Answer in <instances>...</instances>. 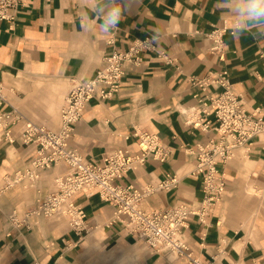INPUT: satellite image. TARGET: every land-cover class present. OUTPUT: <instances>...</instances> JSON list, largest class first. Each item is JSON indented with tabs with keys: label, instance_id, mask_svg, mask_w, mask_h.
I'll use <instances>...</instances> for the list:
<instances>
[{
	"label": "crops",
	"instance_id": "0c3cea01",
	"mask_svg": "<svg viewBox=\"0 0 264 264\" xmlns=\"http://www.w3.org/2000/svg\"><path fill=\"white\" fill-rule=\"evenodd\" d=\"M22 2L13 20L0 21V82L9 103L3 108L18 107L51 129L58 126L60 106L74 82L92 77L113 49L126 50L131 40L158 33L141 63L125 65L118 91L88 102L69 137L79 153L99 162L115 148L135 151L139 139L134 131L158 134L170 147L168 157L148 159L120 180L141 187L167 173L177 176L176 187L143 200L146 211L201 198L188 148L217 138L214 115L200 114L210 123L204 130L186 123L184 111L196 103L194 94L210 96L222 88L208 85L204 91L198 79L225 71L244 107L264 114V22L248 20L245 0H119L126 10L110 34L99 31L95 17L82 28L81 17L96 3L107 11L112 0ZM217 27L224 29L221 52L210 50L208 38ZM19 131L20 124L11 128L14 140L9 142L0 128V264H188L184 256L158 253L139 241L97 192L74 195L90 227L80 239L64 216H28L67 166L58 162L12 183L15 172L32 169L37 147L24 144ZM218 167L225 194L203 222L189 221L186 242L206 264H264V132Z\"/></svg>",
	"mask_w": 264,
	"mask_h": 264
},
{
	"label": "built area",
	"instance_id": "2783aa9c",
	"mask_svg": "<svg viewBox=\"0 0 264 264\" xmlns=\"http://www.w3.org/2000/svg\"><path fill=\"white\" fill-rule=\"evenodd\" d=\"M22 1L0 0V21L13 20L14 11ZM223 32L224 29L217 27L208 33V38L212 41L211 51L221 52ZM149 39L150 37L136 38L129 42L126 50L113 49L102 58L100 67L92 77L83 82H74L60 106L59 122L55 129L36 123L18 107L11 105L10 109H4L9 103L0 82V128L6 139L9 142L14 140L11 128L20 124L22 142L37 146L30 159L32 169L15 172L11 182L20 181L26 176L36 177L37 170L63 162L67 168L65 173L55 179L56 187L28 209V216H64L71 230L80 239L90 227L83 208L74 202V195L80 190L97 192L102 200L113 205L115 217L125 228L153 251L184 256L188 264H206L193 256L186 242L185 230L188 223L193 217L203 222L222 200L226 180L218 165L230 159L236 148L248 149L254 138L264 132V114L257 109L248 111L244 107L225 71L209 72L198 79L197 83L204 91L208 85L221 87L222 90L215 91L210 96L206 93L203 96L194 94L196 103L184 111L187 115L186 123L204 130L210 123L208 120L203 121L200 114H213L215 123L212 129L217 134V138L188 148L194 155L191 173L201 181L202 195L196 202H177L172 206L150 211L142 209L143 200L155 191L177 186L178 178L175 174L167 173L158 182H148L141 187L120 182L128 171L143 165L148 159L164 161L168 157L169 145L154 132L134 131L133 135L139 139L135 151L115 148L103 153L99 162L85 158L69 143L74 125L81 118L88 102L93 98L106 99L118 91L125 74V65L141 63L142 52L151 49L153 45V42L145 43ZM11 219L20 223L14 216Z\"/></svg>",
	"mask_w": 264,
	"mask_h": 264
},
{
	"label": "clouds",
	"instance_id": "9594fccd",
	"mask_svg": "<svg viewBox=\"0 0 264 264\" xmlns=\"http://www.w3.org/2000/svg\"><path fill=\"white\" fill-rule=\"evenodd\" d=\"M125 10L126 4L120 3L119 0H112V6L107 11L96 3V7L89 8L82 14L81 27L87 29L89 23L92 22V17H95L99 31L103 34H110L119 25ZM243 12L248 20L264 22V0H245ZM158 39V33H154L145 43H152Z\"/></svg>",
	"mask_w": 264,
	"mask_h": 264
},
{
	"label": "rangeland",
	"instance_id": "374dc122",
	"mask_svg": "<svg viewBox=\"0 0 264 264\" xmlns=\"http://www.w3.org/2000/svg\"><path fill=\"white\" fill-rule=\"evenodd\" d=\"M31 120H33V121H34V120H35V121H38V120H40V119H39V117H38V116H35V115H33V117H32V119H31Z\"/></svg>",
	"mask_w": 264,
	"mask_h": 264
}]
</instances>
